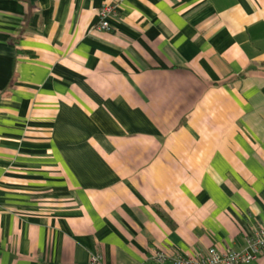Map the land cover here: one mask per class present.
Masks as SVG:
<instances>
[{
  "label": "crops",
  "instance_id": "obj_1",
  "mask_svg": "<svg viewBox=\"0 0 264 264\" xmlns=\"http://www.w3.org/2000/svg\"><path fill=\"white\" fill-rule=\"evenodd\" d=\"M103 2L0 0V264L242 250L264 228V0H124L100 30Z\"/></svg>",
  "mask_w": 264,
  "mask_h": 264
},
{
  "label": "built area",
  "instance_id": "obj_2",
  "mask_svg": "<svg viewBox=\"0 0 264 264\" xmlns=\"http://www.w3.org/2000/svg\"><path fill=\"white\" fill-rule=\"evenodd\" d=\"M124 0H104L98 10V29L110 30V19L117 14L119 5ZM264 255V228H258L245 239L242 250L219 249L210 247L205 252L171 254L165 250L155 251L145 264H251ZM93 264H98L100 256L90 257Z\"/></svg>",
  "mask_w": 264,
  "mask_h": 264
}]
</instances>
